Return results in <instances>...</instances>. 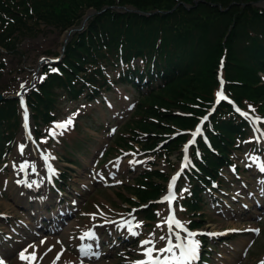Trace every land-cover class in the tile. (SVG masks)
Wrapping results in <instances>:
<instances>
[{
    "label": "rangeland",
    "instance_id": "1",
    "mask_svg": "<svg viewBox=\"0 0 264 264\" xmlns=\"http://www.w3.org/2000/svg\"><path fill=\"white\" fill-rule=\"evenodd\" d=\"M254 5L263 7L264 1ZM92 13L93 11L89 9L85 15L91 16ZM41 29L42 32H37L34 37H26L18 45L16 55H4L5 69L0 75V94L7 95V98L14 99L16 94L22 92L25 95L39 82L43 67L55 62L60 56L66 32L62 33L44 26H41ZM110 76L114 77L115 73L112 72ZM22 84L25 86L23 90ZM56 93L61 92L56 90ZM138 97L139 93L129 86L113 88L110 94H105L101 100L96 101H88L84 95L78 100H67L61 95L56 101L58 108L54 112V120L48 126L37 124L36 128L41 131V135H36L35 138L45 155L57 168L69 172L67 176L69 178L66 179L68 189L64 196L70 199L56 196L45 184L36 192L23 191L30 200L37 197L46 199L44 204L49 203L46 207L49 212L58 213L59 203L62 209L69 207L71 210L66 220L54 227L53 224L45 223L42 230L38 229V219L39 214L45 211V206L32 207L34 210L30 211L23 203H20L21 205L16 203L10 196L12 171H17L19 165L24 162L28 164L30 173L33 168H39L38 170L41 168V160L33 151L32 137L28 136L25 127H22V121L20 122L12 150L0 165V214L5 215V218H0V259L6 264H134L138 261H146L145 264H148L150 258L144 254L146 250L152 249V257L158 258L154 257L161 252L158 250L165 249L171 241L176 243L165 230L163 219L166 211L163 207L156 209L157 219L151 222H146L143 214L137 213V220L134 223L139 227L131 230L130 236L128 232V229H131L130 219L127 222L126 219L133 217L130 215L132 210L130 208L134 205L130 206L122 198L117 197V194L121 193L125 197L134 198L132 187L136 184L138 176L148 170L154 169L164 174V179L154 178L152 181L159 186H166L170 177L179 168L178 153L184 144L180 140L178 152H173L166 158L145 151L154 145L145 147L132 143V148L116 147L119 138L130 140L131 135L138 141H147L148 144L149 142L160 144L161 137L177 136L180 139L185 135L181 132L184 128L162 120L150 121L151 126L152 124L154 126L151 132L134 125H130L126 130L124 124L133 119L132 111ZM20 102L22 105L23 100ZM257 106L248 104L245 110L250 111L264 123V115L259 110L257 113L255 111ZM174 112L180 111L174 109ZM69 118L73 123L67 130L56 129L55 137L48 134L54 124L62 123ZM32 124L31 118L29 124L31 134L32 128H35ZM161 127H164L163 131L159 130ZM111 130L115 133L111 134ZM192 130L191 127L187 134L189 135ZM61 131L63 134H60ZM255 137L258 138L257 135ZM250 141L241 148L242 151H235L232 158L238 170L244 168L247 172H240L238 181L227 170H223L221 188L228 193L222 196L225 191L221 190L211 191L213 195H207V205L203 212L205 223L202 225L200 222L201 226L197 229L239 232L221 239L224 242L210 241L216 247V250H206L208 254H204V258L211 257L210 264H261L264 261V175L253 169L257 155L260 154L264 159V152L254 154L252 148L257 147V144L254 140L251 143ZM20 145H24L23 154L19 150ZM106 151L108 153L103 158L101 154H105ZM73 152L72 159L77 164L70 166L65 157ZM99 173L105 175L107 185L98 181ZM179 189L178 212L181 218L179 220L188 225L190 217L193 216L192 212H185L181 206L186 190L180 186ZM140 204H136L135 207ZM120 217H125L124 227L115 225L113 228L96 229L90 242L84 240V232L93 222ZM250 229L258 231H249ZM144 241L151 243L142 246ZM21 252H24L28 259L21 260L19 258ZM33 255L35 259L32 258ZM159 260H161L159 264H182L177 250H171Z\"/></svg>",
    "mask_w": 264,
    "mask_h": 264
},
{
    "label": "trees",
    "instance_id": "2",
    "mask_svg": "<svg viewBox=\"0 0 264 264\" xmlns=\"http://www.w3.org/2000/svg\"><path fill=\"white\" fill-rule=\"evenodd\" d=\"M259 1L0 0V74L5 68L2 53L16 55L22 40L43 31L41 25L63 32L93 9L97 14L84 31L71 36L62 61L55 68L45 67V79L27 95L35 122L52 119L61 95L72 100L85 93L93 100L111 84L137 88L146 78L149 95L137 108L140 117L131 121L134 127L151 132L150 121L162 120L190 128L192 117L212 107L216 68L222 58L227 93L240 106L257 104V111L264 114V8L254 5ZM116 6L151 15L119 12L112 8ZM135 60L141 61L139 67ZM114 70L119 72L111 81L108 73ZM155 82L160 86L153 89ZM174 109L188 116L175 115ZM19 121L17 102H0V163L12 147ZM247 128L229 106L216 108L207 131L216 153L199 142L201 159L193 158L201 175L187 176L190 190L183 198L187 211L196 214L205 207L209 179H216L219 170L232 162V150L247 138ZM178 140H167L165 154L177 151ZM162 176L153 171L140 178L144 187L135 190L139 202L151 201L163 191L152 181ZM155 208L152 205L144 216L155 219ZM200 222L192 220L190 225L198 227Z\"/></svg>",
    "mask_w": 264,
    "mask_h": 264
},
{
    "label": "snow or ice",
    "instance_id": "3",
    "mask_svg": "<svg viewBox=\"0 0 264 264\" xmlns=\"http://www.w3.org/2000/svg\"><path fill=\"white\" fill-rule=\"evenodd\" d=\"M52 71H56V69H53ZM41 79H43V78H41ZM24 88H25V86L22 84V85H21V89L23 90ZM18 94H19V93H18ZM218 95H220V94H218ZM220 98L223 99L224 97H223L222 95H220ZM22 108H23V120H24V124H23V126L25 127V129H27V128H28V113H27V108L24 107V105H23V102H22ZM243 115L247 116V114H243ZM72 123H73V120H72L71 118H69L68 120H66V121H64V122H62V123H56V124H54L53 129H50V130H49V133H48V134H49L50 136L55 137V136L57 135L56 129L67 130L68 127H69ZM199 132H200V129L198 128V129H197V134H198ZM60 134H63V132L61 131ZM19 150H20L21 154H23V151H24V145H20ZM174 183H175V180L172 181V185H173V186H174ZM174 198H175V194H174L173 191H172V186H170V188H169V195H167V196L164 198V200L167 201L169 204H171V201H172ZM169 227H171V225H169ZM249 231H258V230H251V229H250ZM208 235H216V234L211 233V234H208ZM161 239H164V237H161ZM149 243H151V241H144V242H142V246H143L144 244H149ZM198 249H199V244H198V242H197V243H193V244H191V246H190V248H189V250H188V257H187V258L190 259V260L197 259V258H198ZM158 251H161V252H163V251H168V252H170L171 249H170V248H166V249L158 250ZM144 254L150 258L148 264H152V260H153V257H152V249H148V250H146ZM19 258H20L21 260H26V259H28V257L25 256V253H24V252H21V253L19 254ZM32 258L35 259L34 255H33ZM0 264H4V261L0 260ZM137 264H145V262H137ZM156 264H159L158 259H157V261H156ZM261 264H264V261H262Z\"/></svg>",
    "mask_w": 264,
    "mask_h": 264
},
{
    "label": "bare ground",
    "instance_id": "4",
    "mask_svg": "<svg viewBox=\"0 0 264 264\" xmlns=\"http://www.w3.org/2000/svg\"><path fill=\"white\" fill-rule=\"evenodd\" d=\"M18 174V176H20V174L19 173H17ZM12 176H13V173H12ZM9 189L11 190V194H10V196H11V198L16 202V203H18V204H20V203H23V205H25L26 206V208L28 209V210H34L33 208H35L36 206H37V204H38V202H37V200H29L28 199V197L27 196H24V197H21V195H24L23 193H22V191L20 190V189H18V188H16L15 186H14V184H13V181H11V184H10V186H9ZM30 204V205H29ZM21 205V204H20ZM42 205V206H41ZM43 202H41L40 204H39V207L41 206V207H43ZM34 206V207H33ZM33 207V208H32Z\"/></svg>",
    "mask_w": 264,
    "mask_h": 264
},
{
    "label": "water",
    "instance_id": "5",
    "mask_svg": "<svg viewBox=\"0 0 264 264\" xmlns=\"http://www.w3.org/2000/svg\"><path fill=\"white\" fill-rule=\"evenodd\" d=\"M264 0L260 1V2H263ZM85 23V20L83 21L82 25H84ZM2 100V96L0 95V101Z\"/></svg>",
    "mask_w": 264,
    "mask_h": 264
}]
</instances>
